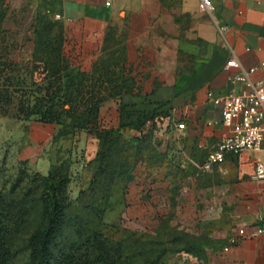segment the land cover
<instances>
[{
	"label": "crops",
	"instance_id": "obj_1",
	"mask_svg": "<svg viewBox=\"0 0 264 264\" xmlns=\"http://www.w3.org/2000/svg\"><path fill=\"white\" fill-rule=\"evenodd\" d=\"M110 1L0 0L2 59L20 64L24 43L35 49L51 43L55 54L83 69L118 48V65L131 69L125 87L133 91L119 102L158 112L163 175L146 185L147 194L163 198V212L181 225L214 227L207 264H264V180L253 177L264 149L201 166L228 132L223 96L248 90L234 75L254 66L250 77L263 80L264 90V0H211L209 11L200 0ZM233 55L240 68L224 70ZM41 159L48 172L49 158ZM257 228L263 232L252 236Z\"/></svg>",
	"mask_w": 264,
	"mask_h": 264
},
{
	"label": "rangeland",
	"instance_id": "obj_2",
	"mask_svg": "<svg viewBox=\"0 0 264 264\" xmlns=\"http://www.w3.org/2000/svg\"><path fill=\"white\" fill-rule=\"evenodd\" d=\"M52 47L24 43L25 58L16 69L0 58V195L6 198L0 209L16 216L12 263L29 264L28 238L42 220L41 176L47 170L39 159L45 156L67 175L69 202L62 232L52 245V263L72 243L96 232L99 250L107 251L114 264H207L214 227L181 225L173 213L163 212V198L147 194L151 188L146 185L163 175V144L154 135L159 122L155 117L140 128L131 126L151 108L119 102L133 91L125 87L131 69L118 65V48L82 69L71 67L63 52L55 54ZM61 66L67 67L64 74L72 70V78L77 77L69 88L71 103L62 107L65 124L44 123L36 115L23 120L44 92L38 88L46 86V75ZM118 81L124 86L118 87ZM94 102L99 108L91 113L86 107Z\"/></svg>",
	"mask_w": 264,
	"mask_h": 264
},
{
	"label": "trees",
	"instance_id": "obj_3",
	"mask_svg": "<svg viewBox=\"0 0 264 264\" xmlns=\"http://www.w3.org/2000/svg\"><path fill=\"white\" fill-rule=\"evenodd\" d=\"M0 58H2L1 52ZM9 64L13 65L15 69L18 67L17 64L11 62ZM3 68L0 67V75L4 71ZM64 70L66 71L67 67H55L51 70L55 77L51 76L53 74L46 75L45 78L48 79L46 86L38 88L39 91L44 92L36 98L34 109L27 111L22 118L23 120H28L31 115H36L37 120L44 123L65 124L63 116L67 111L62 107L64 104L71 103L72 92L69 91V88L75 84L77 77L72 78L74 77L71 75L72 70L69 74H64ZM66 76L69 78L67 82L64 81ZM86 108L89 112L96 113L99 105L94 102ZM3 112L6 113L7 109H3ZM157 115L156 109L151 108L139 117L141 120L138 119L140 120L138 124L131 123V126L140 128L146 120L154 119ZM63 172L61 166H57L52 162L47 174L41 176L43 185V190L40 193L42 220L28 238L29 264H114L111 260H107V251L99 250L97 246L99 235L96 232L89 239L83 241L79 239L72 243L52 263V245L62 232L66 209L69 206L66 194L67 175ZM5 199L0 195V207L6 202ZM7 207L9 208V204ZM15 217L9 210L4 212L0 209V264H13V251L11 249L13 232L11 225H14Z\"/></svg>",
	"mask_w": 264,
	"mask_h": 264
},
{
	"label": "built area",
	"instance_id": "obj_4",
	"mask_svg": "<svg viewBox=\"0 0 264 264\" xmlns=\"http://www.w3.org/2000/svg\"><path fill=\"white\" fill-rule=\"evenodd\" d=\"M200 1L205 10L212 8L211 0ZM110 3V0H105V5L109 6ZM239 68L240 64L234 55L223 66L226 71ZM259 68L264 70V60L260 62ZM256 69L253 66L234 75L233 81L244 83L248 90L242 93L230 92L223 96L221 123L228 132L217 143L215 150L207 155L201 164L203 169H210L213 164L223 161L226 154L239 155L244 150L264 149L263 80H252L250 77ZM182 125L179 124V127ZM253 177L264 180V162L260 159L254 163ZM262 232V228H257L252 236ZM238 233L244 235V229L240 228ZM234 241L235 238L230 240Z\"/></svg>",
	"mask_w": 264,
	"mask_h": 264
}]
</instances>
